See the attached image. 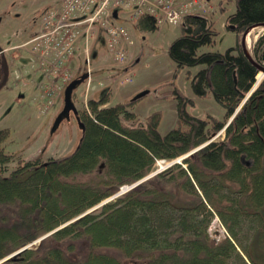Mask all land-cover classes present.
<instances>
[{
    "label": "trees",
    "instance_id": "trees-1",
    "mask_svg": "<svg viewBox=\"0 0 264 264\" xmlns=\"http://www.w3.org/2000/svg\"><path fill=\"white\" fill-rule=\"evenodd\" d=\"M261 24L264 0H237L227 28L242 36ZM137 27L158 29L149 15ZM181 27L169 56L178 67H202L191 78L193 92L212 94L225 119L191 115L184 105L192 101L179 94L180 125L162 135L159 112L141 124L127 106L92 99L77 114L83 127L72 154L20 162L7 175L12 155L2 143L10 131L0 129V260L72 221L5 264H264V77L246 98L264 68V31L252 61L241 41L224 53H199L217 37L204 15L186 16ZM234 114L223 139L87 213L159 161L210 141ZM215 214L229 237L210 236ZM250 222L244 245L239 233ZM80 245V256L68 253Z\"/></svg>",
    "mask_w": 264,
    "mask_h": 264
},
{
    "label": "rangeland",
    "instance_id": "rangeland-1",
    "mask_svg": "<svg viewBox=\"0 0 264 264\" xmlns=\"http://www.w3.org/2000/svg\"><path fill=\"white\" fill-rule=\"evenodd\" d=\"M55 1L57 0H0V39L4 37V45L22 43L27 38L25 35L36 30L43 12ZM209 4L212 13L207 16L214 25L217 37L214 44L201 47L199 53H224L230 47L238 45L243 38V35L239 36L227 28L228 17L236 11L237 0H209ZM112 22L128 27L134 44L129 49L127 60L116 63L108 49L105 27L99 23L95 25V31L88 40L89 64L85 54L78 58V67L83 68L80 71L89 70L92 75L89 89L87 90L88 83L85 82L78 86L73 94L74 103L80 112L88 109V102L92 99H107L105 107L117 104L127 106L141 124H144L148 116L159 112V132L164 135L180 125V94L192 101L184 105L191 115L201 119H208L209 116L220 121L225 119V108L215 101L212 94L200 98L193 92L191 78L202 67H178L169 56L171 44L183 34L182 25L164 24L157 30L148 31L138 28V22L131 20ZM263 31L264 28L258 30L257 37ZM17 53L19 78L16 79L13 73L7 87L0 91V129L10 131L2 147L5 153L12 155L5 175L14 170L20 162L66 157L74 152L81 138L80 126L74 113L51 133L52 125L63 108L64 97L55 100L53 108L45 112L49 98L46 97V91L57 85L50 86L49 83L43 82L45 74L42 73V66L37 69L30 68L32 55L26 48L18 50ZM146 91L148 93L145 96L134 100ZM224 134L225 131L218 132L215 140L223 139ZM169 163L159 161L152 173ZM253 224L255 223H247L243 228L245 233L243 230L239 233L244 245H247L248 239L251 238ZM210 234L214 239H220L226 237L228 232L221 220L215 217ZM42 237L24 247L38 246ZM80 249L81 245L76 253H68L80 256ZM240 252L243 254L241 250ZM0 264L5 262L0 261Z\"/></svg>",
    "mask_w": 264,
    "mask_h": 264
},
{
    "label": "built area",
    "instance_id": "built-area-1",
    "mask_svg": "<svg viewBox=\"0 0 264 264\" xmlns=\"http://www.w3.org/2000/svg\"><path fill=\"white\" fill-rule=\"evenodd\" d=\"M115 8L127 10L128 19L151 15L161 25H178L188 15L209 12L207 0H62L59 6L42 15L39 34L24 44L30 45L31 53L48 77H52L50 86L57 85L46 91L49 98L45 111L53 106L61 96L63 85L71 80L69 64L75 51L81 48L88 54V40L97 23L107 31L108 49L115 61H125L133 41L125 26L112 22Z\"/></svg>",
    "mask_w": 264,
    "mask_h": 264
},
{
    "label": "water",
    "instance_id": "water-1",
    "mask_svg": "<svg viewBox=\"0 0 264 264\" xmlns=\"http://www.w3.org/2000/svg\"><path fill=\"white\" fill-rule=\"evenodd\" d=\"M114 16L117 17V11L114 12ZM256 26H262V27L264 28V24L256 25ZM256 26H253V27H256ZM253 27H251V28H253ZM251 28H249V29L243 34L242 44H243V48H244V51H245L246 55H247L252 61H254V55H253L252 57H251L250 55H248V53L246 52L245 47H244V46H245L244 44H245L246 36H247V34H248V32H249V30H250ZM260 71H261V72H260V74H259V76H258V82H257V83H259V81H260V80L262 79V77L264 76V68H263V67H260ZM85 80H86V75H83L82 77H79V78H77V79H74L73 81H71V82L66 86L65 91H64V106H63V109L61 110V112L57 115V117H56V119H55V121H54V123H53V125H52L51 133H54V132L58 129V127L60 126V124L63 122V120H64V119H67V118L70 117L71 113H74L75 115L78 114V109H77V107H76V105H75V103H74V100H73V94H74V91L77 89V87L80 86L81 84H83ZM256 86H257V84H256ZM256 86H255L254 88H256ZM254 88H253V89H254ZM252 91H253V90H252ZM252 91H251V92H252ZM147 93H148V91L139 94L134 100H137V99H139V98L145 96ZM248 96H249V95H248ZM234 116H235V114H234ZM234 116L229 120V122L227 123L226 127L231 123V121L233 120ZM77 121H78V123H79L80 128H82L83 125H82V123L80 122L79 117H77ZM226 127H225V128H226ZM225 128H224V129H225ZM215 138H216V136H215ZM215 138H214V139H215ZM214 139H211L209 142L203 144L202 146L196 148L195 150L189 152L188 154L181 156V157L178 158L177 160L171 162L168 166H166V167H162L160 170H158V171H156V172H154V173L148 175L147 177H145V178L142 179L141 181H138V182H136L135 184L126 187L125 189L121 190L119 193H117V194L114 195L113 197L107 199L106 201L102 202L100 205H98V206H96L95 208L89 210L87 213H89V212L95 210L97 207L102 206L103 204H105V203L111 201L112 199L118 197L119 195H121V194L124 193L125 191H127V190H129V189H132V188H134V187H136L137 185H139V184L142 183L143 181H145V180H147V179H149V178L155 176L156 174H158V173H160L161 171H163L164 169H166V168L172 166L173 164H176V163L181 164L182 161H183L184 159H186L187 157H189L191 154L197 152L198 150L202 149L203 147H205L206 145H208L210 142H212ZM246 163L249 164V162H246ZM75 220H76V219H75ZM73 221H74V220H73ZM70 222H72V221H70ZM70 222H68V223H66V224H64V225H62V226H60V227H58L57 229H55L54 231L48 233L47 235H45V236L42 237L41 239H44V238H46L47 236L51 235L52 233L58 231L59 229H61V228L65 227V226H67ZM27 248H28V247L21 248V249L17 250L16 252L10 254L9 256H7L6 258H4V259L1 260V261H2V262H6V261H9V260H11V259L16 258L18 255H20V254H21L23 251H25Z\"/></svg>",
    "mask_w": 264,
    "mask_h": 264
},
{
    "label": "flooded vegetation",
    "instance_id": "flooded-vegetation-1",
    "mask_svg": "<svg viewBox=\"0 0 264 264\" xmlns=\"http://www.w3.org/2000/svg\"><path fill=\"white\" fill-rule=\"evenodd\" d=\"M1 23H2V18H0V26ZM19 33L20 32H18V34ZM36 34H37V30H34L33 32L30 31L27 35H25L27 38L23 40L22 43L11 44V46L4 45L5 42L4 37L0 39V91L7 87L9 78H12L13 73H15L16 79L19 78L16 76V74L20 71V69L17 68L18 67L17 51L20 49L21 50L24 49L23 48L24 43H27L29 40L34 38ZM28 52L32 55V61H33L35 59V56L31 53V51ZM23 67L26 68V65H23Z\"/></svg>",
    "mask_w": 264,
    "mask_h": 264
},
{
    "label": "crops",
    "instance_id": "crops-1",
    "mask_svg": "<svg viewBox=\"0 0 264 264\" xmlns=\"http://www.w3.org/2000/svg\"><path fill=\"white\" fill-rule=\"evenodd\" d=\"M61 1L62 0H57V1H55L53 4H52V6L51 7H55V6H57V5H59L60 3H61ZM117 11V17H114L115 18V20H118V21H124L125 19H127V13H126V11L124 10V9H121V8H119V9H117L116 10ZM120 11H122V13H124V14H122ZM120 19V20H119ZM134 23H137V21L136 20H134L133 21ZM36 23H38V22H36ZM37 26V28L36 29H38L39 28V26H40V22L38 23V25H36ZM78 54L77 55H75V57L72 59V61H71V63H70V67H71V69H73V71H74V73H75V76L76 75H78V74H80V73H82L80 70H82L83 68H81V67H78V65H79V63H78V58L80 57V56H82L81 55V50H78ZM27 67V66H26ZM28 68V67H27ZM86 71V70H85ZM80 72V73H79ZM22 75V74H21Z\"/></svg>",
    "mask_w": 264,
    "mask_h": 264
},
{
    "label": "bare ground",
    "instance_id": "bare-ground-1",
    "mask_svg": "<svg viewBox=\"0 0 264 264\" xmlns=\"http://www.w3.org/2000/svg\"><path fill=\"white\" fill-rule=\"evenodd\" d=\"M263 29L262 26H256L253 27L249 30L246 39H245V50L248 53V55H250L251 57L253 56V47H254V43L257 39V32L258 30Z\"/></svg>",
    "mask_w": 264,
    "mask_h": 264
}]
</instances>
